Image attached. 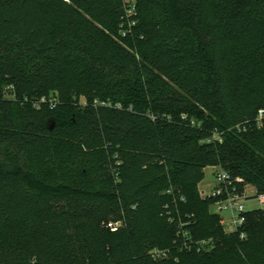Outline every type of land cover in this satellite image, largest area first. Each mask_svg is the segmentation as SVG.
<instances>
[{"label": "trees", "instance_id": "obj_1", "mask_svg": "<svg viewBox=\"0 0 264 264\" xmlns=\"http://www.w3.org/2000/svg\"><path fill=\"white\" fill-rule=\"evenodd\" d=\"M263 106L264 0H0V264H264Z\"/></svg>", "mask_w": 264, "mask_h": 264}, {"label": "built area", "instance_id": "obj_2", "mask_svg": "<svg viewBox=\"0 0 264 264\" xmlns=\"http://www.w3.org/2000/svg\"><path fill=\"white\" fill-rule=\"evenodd\" d=\"M43 100H45V98H43ZM253 122L257 128L264 127V106L258 109ZM193 123H195L194 120ZM237 126L240 129L242 128V124H238ZM213 140L222 141L221 134L215 131ZM214 167L215 184L212 185L208 191L201 190V194L204 198L212 199L211 211L220 216L225 231H238L244 226L247 220L246 213L250 211L245 204V200L250 197L248 194L250 185H243V178L234 176L231 171L224 168L222 165H214ZM169 192L173 193V190L170 189ZM256 196L259 197V202L262 204L260 208H264V194ZM181 199L185 200V197L182 196ZM223 212H227L228 215H223ZM169 220L173 221L174 219L173 217H169ZM107 225L110 229L117 230L120 226V221H109ZM180 225L184 226L185 223H181ZM243 235L244 233H242V236ZM193 245H196L198 250H208L213 246L208 239L197 240ZM151 254L154 257L160 258L167 256V251L154 249L151 251Z\"/></svg>", "mask_w": 264, "mask_h": 264}, {"label": "rangeland", "instance_id": "obj_3", "mask_svg": "<svg viewBox=\"0 0 264 264\" xmlns=\"http://www.w3.org/2000/svg\"><path fill=\"white\" fill-rule=\"evenodd\" d=\"M84 101V99H82ZM215 167L214 166H208L205 168V178L203 181L199 184V190L208 191L212 185L215 184ZM248 194L249 198L245 200V204L247 206L248 210H253L260 208L262 204L259 202V197L256 196V190L255 188L250 185L248 188ZM223 215L227 216V212H223Z\"/></svg>", "mask_w": 264, "mask_h": 264}]
</instances>
